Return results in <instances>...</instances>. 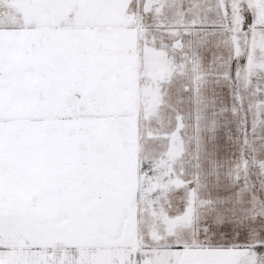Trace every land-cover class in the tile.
I'll use <instances>...</instances> for the list:
<instances>
[{
	"label": "snow or ice",
	"instance_id": "6c2138e0",
	"mask_svg": "<svg viewBox=\"0 0 264 264\" xmlns=\"http://www.w3.org/2000/svg\"><path fill=\"white\" fill-rule=\"evenodd\" d=\"M0 264H264V0H0Z\"/></svg>",
	"mask_w": 264,
	"mask_h": 264
}]
</instances>
